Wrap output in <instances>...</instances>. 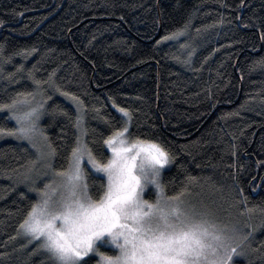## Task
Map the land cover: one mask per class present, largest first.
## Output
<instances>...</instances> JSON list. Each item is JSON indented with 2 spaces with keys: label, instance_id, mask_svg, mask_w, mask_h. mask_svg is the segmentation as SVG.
Masks as SVG:
<instances>
[{
  "label": "trees",
  "instance_id": "trees-1",
  "mask_svg": "<svg viewBox=\"0 0 264 264\" xmlns=\"http://www.w3.org/2000/svg\"><path fill=\"white\" fill-rule=\"evenodd\" d=\"M239 5L240 0H0V104L11 103L17 93L45 101L39 126L57 147L58 170L67 168L77 135L68 119L53 113L59 106L75 116L74 104L61 92L84 101L86 140L96 154L110 134L101 118L119 127L117 108L128 109L133 135L156 140L176 156L162 173L167 194L199 193L211 208L236 212L244 233H252V248L260 251L233 264H264L258 258L264 255V165L257 164L264 161V0ZM182 29L178 38L161 41ZM50 76L59 92L43 83ZM9 115L0 111V128L16 127ZM35 159L27 141L0 136V264H50L46 253L33 254L35 242L17 235L39 199L30 189L43 187L37 178L21 183ZM87 173L95 198L100 175Z\"/></svg>",
  "mask_w": 264,
  "mask_h": 264
},
{
  "label": "snow or ice",
  "instance_id": "snow-or-ice-1",
  "mask_svg": "<svg viewBox=\"0 0 264 264\" xmlns=\"http://www.w3.org/2000/svg\"><path fill=\"white\" fill-rule=\"evenodd\" d=\"M239 7H244V0H240ZM218 22L223 23V18ZM3 24L0 20V26ZM183 31L163 36L161 41L178 38ZM260 39L264 41V32ZM43 83L60 91L51 76ZM36 85L40 91L41 82L36 81ZM61 95L74 104L75 116L59 106L53 113L59 111L77 132L67 157L68 166L62 170L54 167L57 147L39 126L46 113L45 101L33 106L28 99H35L33 93H17L18 98L11 103L0 104V111L7 110L8 118L16 123L12 129L0 128V136L29 141L36 150V162L47 170L41 174L51 177L43 188L30 189L38 193L39 199L18 225L17 235L27 237L28 244L35 242L34 255L46 253L50 264H91L93 260L95 264H233L234 257L260 251L252 248V233H244L238 222L220 221L217 210L203 203L191 204L184 198V190L167 194L162 173L176 156L156 140L133 135V117L128 109L118 108L123 114L119 127L101 118L110 134L99 142L96 154L86 140L88 110L84 101L73 93ZM109 150L111 155L105 156ZM82 164L90 165L92 174H103L95 198L89 191V173ZM257 164L264 165V161ZM29 181L35 183L26 174L21 183ZM195 181V177H188L189 183ZM149 186L155 193L154 201L144 198ZM239 191L243 193V188ZM108 246L113 255L101 251ZM258 258L264 262V255Z\"/></svg>",
  "mask_w": 264,
  "mask_h": 264
},
{
  "label": "rangeland",
  "instance_id": "rangeland-1",
  "mask_svg": "<svg viewBox=\"0 0 264 264\" xmlns=\"http://www.w3.org/2000/svg\"><path fill=\"white\" fill-rule=\"evenodd\" d=\"M32 102V105L35 106L36 103H38L39 101H31ZM117 111H118V108H117ZM119 113V111H118ZM120 115L122 116L123 114L120 113ZM15 122V121H14ZM16 124V123H15ZM39 140V137L37 138ZM23 141H27V140H23ZM29 143V141H27ZM29 145L31 146V144L29 143ZM34 149V148H33ZM35 151V154H36V159L34 162L37 161V153H36V150L34 149ZM110 152V150H109ZM111 155V153H110ZM169 165H166L165 166V169L168 167ZM82 167L85 169V171L87 172V169L90 170V173H93V170L91 169L90 165H87V164H82ZM32 169V171L29 173L28 171V175L31 176V178H37L38 180H40L39 182H42V186H44L45 183H48L50 182L51 180V177L50 176H45V175H42L41 173L47 171L46 169L42 168L41 167V164L39 162H36L35 165H32L30 167ZM164 171V170H163ZM96 175H100L102 176L103 174H96ZM43 188V187H42ZM39 197V196H38ZM145 199H148L150 201H154L155 199V193L153 191H151V186H149V189H146V194H145ZM184 198L190 202L191 204H194V205H197L199 206L201 203L203 204H206L208 205L209 207H211V205L209 204L210 202L208 201L207 198H205L203 195L201 194H197L195 195V192H190V193H184ZM214 209V208H213ZM217 210V209H215ZM237 213L234 212L233 210H230V211H226V210H217V218L220 220V221H223V222H237ZM101 251H105L106 253H108L109 255H113L114 252L112 250V247L111 246H108V247H104L101 249ZM237 257H234L233 258V263H234V260L236 259Z\"/></svg>",
  "mask_w": 264,
  "mask_h": 264
}]
</instances>
